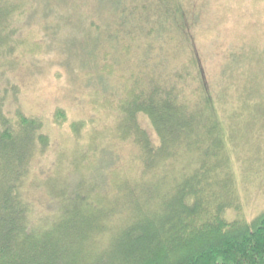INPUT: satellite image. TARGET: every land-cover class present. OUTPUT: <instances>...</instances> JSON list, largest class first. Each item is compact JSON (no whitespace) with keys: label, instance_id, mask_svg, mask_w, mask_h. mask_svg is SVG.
Wrapping results in <instances>:
<instances>
[{"label":"trees","instance_id":"1","mask_svg":"<svg viewBox=\"0 0 264 264\" xmlns=\"http://www.w3.org/2000/svg\"><path fill=\"white\" fill-rule=\"evenodd\" d=\"M51 1L0 0V264H264V212L225 217L228 104L264 56V0H110L74 54L98 75L88 120L22 94L33 59L79 38L49 25L75 0Z\"/></svg>","mask_w":264,"mask_h":264},{"label":"rangeland","instance_id":"2","mask_svg":"<svg viewBox=\"0 0 264 264\" xmlns=\"http://www.w3.org/2000/svg\"><path fill=\"white\" fill-rule=\"evenodd\" d=\"M70 2L63 6L65 19L49 25H58L64 31L62 40H72L76 34L78 41L73 46L66 42L55 43V50L47 49L45 54L32 60L31 69H25L23 75L20 72L22 94L34 116L44 113L42 116L48 118L57 106L65 108L70 119L85 116L88 120L94 113L88 95L98 75L91 66L85 67L88 60L76 59L74 54L89 50L86 20L110 17L114 6L110 0ZM53 9H56V0L48 6L49 11ZM77 18L85 23L76 21ZM252 61L246 72L236 74L237 83L228 104L233 111L226 121L230 133L228 170L235 180V195L225 217L231 221L251 222L264 212V56L253 52Z\"/></svg>","mask_w":264,"mask_h":264}]
</instances>
